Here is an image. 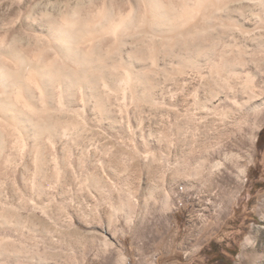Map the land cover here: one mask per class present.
Segmentation results:
<instances>
[{
  "label": "bare ground",
  "instance_id": "1",
  "mask_svg": "<svg viewBox=\"0 0 264 264\" xmlns=\"http://www.w3.org/2000/svg\"><path fill=\"white\" fill-rule=\"evenodd\" d=\"M33 2L0 5V262H67L71 217H129L134 179L238 184L216 158L264 119V0Z\"/></svg>",
  "mask_w": 264,
  "mask_h": 264
},
{
  "label": "rangeland",
  "instance_id": "2",
  "mask_svg": "<svg viewBox=\"0 0 264 264\" xmlns=\"http://www.w3.org/2000/svg\"><path fill=\"white\" fill-rule=\"evenodd\" d=\"M10 1L0 0V5L13 2L11 5L39 8L33 5L34 0ZM253 135L255 139L251 144H244L243 136L228 138L230 148L225 147L216 158L223 161V152L231 151L235 154L232 156L235 163V159H239L237 155L242 156V162L232 168L233 176L238 175L239 169L245 171L237 185L220 181L223 167L213 169L208 179L210 167L207 163L195 168L191 176L187 175L190 169L184 165L179 170L185 176L182 182L172 191L167 190V185L163 186L169 199L162 205L163 194L144 202L143 191L153 184L147 187L148 183L134 179L135 206L129 217L119 212L110 225L107 216L95 213L71 217L72 228L67 231L70 238L73 237V246L66 250L71 260L62 263L55 259L47 264H240L244 259L245 264H264V119ZM217 142L215 138L211 144ZM205 157L206 152H195L197 160ZM171 172L168 168L165 170L166 174ZM41 244L39 242L36 247L39 249H34L37 254L42 249L41 253L47 252L48 248ZM55 246V250H48V253L65 250L60 244ZM218 259H222V263ZM0 264L16 263L6 259Z\"/></svg>",
  "mask_w": 264,
  "mask_h": 264
},
{
  "label": "trees",
  "instance_id": "3",
  "mask_svg": "<svg viewBox=\"0 0 264 264\" xmlns=\"http://www.w3.org/2000/svg\"><path fill=\"white\" fill-rule=\"evenodd\" d=\"M218 260L221 261V263H222V261H223L222 259H218ZM224 264H228V263L225 262Z\"/></svg>",
  "mask_w": 264,
  "mask_h": 264
}]
</instances>
